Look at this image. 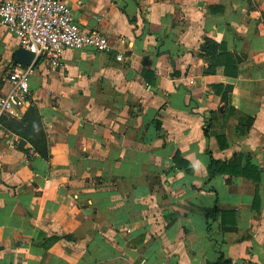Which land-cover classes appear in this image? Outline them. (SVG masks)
<instances>
[{
	"label": "crops",
	"instance_id": "obj_1",
	"mask_svg": "<svg viewBox=\"0 0 264 264\" xmlns=\"http://www.w3.org/2000/svg\"><path fill=\"white\" fill-rule=\"evenodd\" d=\"M58 1L110 50L39 61L1 121L0 264H264V0Z\"/></svg>",
	"mask_w": 264,
	"mask_h": 264
},
{
	"label": "built area",
	"instance_id": "obj_2",
	"mask_svg": "<svg viewBox=\"0 0 264 264\" xmlns=\"http://www.w3.org/2000/svg\"><path fill=\"white\" fill-rule=\"evenodd\" d=\"M0 28L13 35L19 48L31 52L36 60L28 67L17 66L6 77L8 90L0 97V124L5 118L17 117L27 102L36 63L45 61L57 68L66 50H110L105 37L81 30L71 10L58 0H0ZM116 60L122 61L123 56Z\"/></svg>",
	"mask_w": 264,
	"mask_h": 264
},
{
	"label": "trees",
	"instance_id": "obj_3",
	"mask_svg": "<svg viewBox=\"0 0 264 264\" xmlns=\"http://www.w3.org/2000/svg\"><path fill=\"white\" fill-rule=\"evenodd\" d=\"M204 45H205V49L208 50V52L211 51V50H214L216 48V46L209 40H205ZM36 65H37V63H36ZM225 66H227V65H225ZM34 116L36 117V115H34ZM26 121H27V119H26ZM38 139H39L38 143L32 142V145H33L35 151H37L43 158L46 159L47 158V152L45 150V147L44 148H40L39 147V145H43L44 146L45 135L41 132L39 134V138ZM223 166H224L223 162L210 159L209 165H208V173H209V175L212 176V175H214L216 173L222 172ZM218 264H229V261H219Z\"/></svg>",
	"mask_w": 264,
	"mask_h": 264
},
{
	"label": "water",
	"instance_id": "obj_4",
	"mask_svg": "<svg viewBox=\"0 0 264 264\" xmlns=\"http://www.w3.org/2000/svg\"><path fill=\"white\" fill-rule=\"evenodd\" d=\"M13 62L21 67H28L36 60H34V55L31 52L19 48L15 52Z\"/></svg>",
	"mask_w": 264,
	"mask_h": 264
}]
</instances>
